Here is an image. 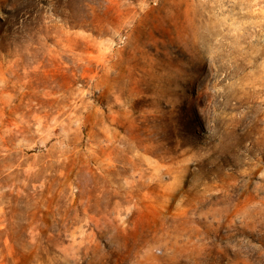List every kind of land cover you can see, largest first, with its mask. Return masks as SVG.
<instances>
[{
	"label": "rangeland",
	"instance_id": "374dc122",
	"mask_svg": "<svg viewBox=\"0 0 264 264\" xmlns=\"http://www.w3.org/2000/svg\"><path fill=\"white\" fill-rule=\"evenodd\" d=\"M0 264H264V0H0Z\"/></svg>",
	"mask_w": 264,
	"mask_h": 264
}]
</instances>
